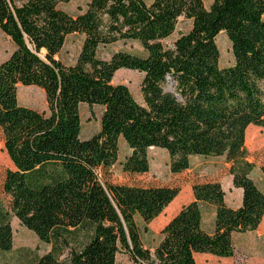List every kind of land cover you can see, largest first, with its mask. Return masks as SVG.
Returning a JSON list of instances; mask_svg holds the SVG:
<instances>
[{
  "label": "trees",
  "instance_id": "1",
  "mask_svg": "<svg viewBox=\"0 0 264 264\" xmlns=\"http://www.w3.org/2000/svg\"><path fill=\"white\" fill-rule=\"evenodd\" d=\"M71 0H0V31L14 50L0 63V129L14 165L3 189L20 222L51 244L28 264H117L119 253L136 264H198V254L230 258L235 235L256 230L264 218V191L252 177L246 131L264 127V0H90L72 15ZM180 17L191 29L169 46ZM225 32L234 63L220 65L217 36ZM83 36L72 63L61 59L67 38ZM135 41L144 54L100 50ZM122 68L142 72L143 103L113 82ZM19 85L44 90L48 110L20 103ZM100 105L99 130L81 137V106ZM249 129L248 132L249 133ZM131 153L124 172L150 170L148 151L168 152L170 170H189L193 157H224L237 208L220 181L194 183L193 200L162 228L151 250L138 217L157 218L178 196V186L114 183L122 141ZM264 174V164L261 166ZM215 212L213 230L203 207ZM13 247L8 212L0 209V251Z\"/></svg>",
  "mask_w": 264,
  "mask_h": 264
},
{
  "label": "rangeland",
  "instance_id": "2",
  "mask_svg": "<svg viewBox=\"0 0 264 264\" xmlns=\"http://www.w3.org/2000/svg\"><path fill=\"white\" fill-rule=\"evenodd\" d=\"M18 3L21 0H17ZM90 0H71L61 4V8L72 15H77L87 9ZM148 3L153 0H146ZM213 0H204L209 8ZM192 21L180 17L175 32L164 43L171 46L181 35L191 29ZM81 34L68 36L61 59L66 63H72L82 44ZM220 49V65L230 66L234 63L232 44L225 32H221L216 39ZM14 50V43L9 36L0 31V63L6 60ZM126 50L132 53L144 54L143 48L138 42H117L100 50L101 57L109 59L111 54ZM143 73L138 70L122 68L114 76L115 84H125L129 87L134 98L143 103L141 84ZM18 98L21 104L39 111L48 110L46 94L43 89L34 85H19ZM103 107L100 105L90 106L83 103L81 106L82 131L81 137H91L100 126V118ZM248 129L250 130L249 133ZM246 131V147L249 152V160L255 163L253 178L264 191V174L261 170L264 164V127L250 126ZM131 153V150L123 140L120 146L118 162L110 169V180L114 183L142 186H178L180 193L154 220L145 223L138 217L142 241L146 248L153 250L160 242L162 228L182 209L193 200L192 186L194 183L206 181H220L226 193V202L231 207L241 205L242 193L233 185L231 175L228 172L229 165L224 157H193L189 170L174 174L170 170V158L168 152L161 148H150V170L144 174H130L123 170L122 163ZM14 165L5 149L4 137L0 129V209L8 212L13 228V247L9 251H0V264H28L37 257L48 253L52 245L39 239L33 231L25 227L10 209V197L3 189V180L8 170ZM215 212L212 206L203 207V221L207 230L212 231L214 226ZM235 253L230 258H220L210 254H198V264H264V218L260 226L254 231L237 234L234 238ZM117 264H136L128 254L119 253Z\"/></svg>",
  "mask_w": 264,
  "mask_h": 264
},
{
  "label": "crops",
  "instance_id": "3",
  "mask_svg": "<svg viewBox=\"0 0 264 264\" xmlns=\"http://www.w3.org/2000/svg\"><path fill=\"white\" fill-rule=\"evenodd\" d=\"M80 48H81V46H80ZM80 48H79V50H80ZM79 52V51H78ZM252 177H253V172H252ZM231 180H232V176H231ZM241 193H243V191H242V189L241 188H237ZM240 206V205H239ZM239 206H237V207H239ZM237 207H235V208H237Z\"/></svg>",
  "mask_w": 264,
  "mask_h": 264
}]
</instances>
